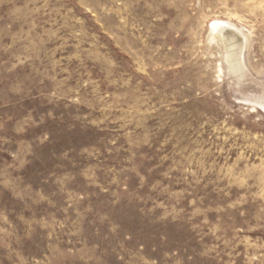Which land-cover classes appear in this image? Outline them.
<instances>
[{
    "label": "rangeland",
    "instance_id": "obj_1",
    "mask_svg": "<svg viewBox=\"0 0 264 264\" xmlns=\"http://www.w3.org/2000/svg\"><path fill=\"white\" fill-rule=\"evenodd\" d=\"M0 264H264V0H0Z\"/></svg>",
    "mask_w": 264,
    "mask_h": 264
},
{
    "label": "bare ground",
    "instance_id": "obj_2",
    "mask_svg": "<svg viewBox=\"0 0 264 264\" xmlns=\"http://www.w3.org/2000/svg\"><path fill=\"white\" fill-rule=\"evenodd\" d=\"M233 28V27H232ZM229 25H227V24H224V23H220V22H215V24H214V26H213V30H212V32L213 33H217L218 35H220V34H222V31L224 30V29H232ZM237 29H235V31H236ZM212 33V34H213ZM210 36V35H209ZM212 37H213V35H211ZM211 37V38H212Z\"/></svg>",
    "mask_w": 264,
    "mask_h": 264
}]
</instances>
